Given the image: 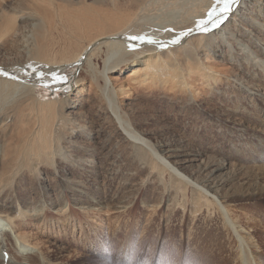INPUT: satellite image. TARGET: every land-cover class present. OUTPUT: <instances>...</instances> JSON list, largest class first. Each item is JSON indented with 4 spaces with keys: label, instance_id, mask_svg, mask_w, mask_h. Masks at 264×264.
Returning <instances> with one entry per match:
<instances>
[{
    "label": "rangeland",
    "instance_id": "1",
    "mask_svg": "<svg viewBox=\"0 0 264 264\" xmlns=\"http://www.w3.org/2000/svg\"><path fill=\"white\" fill-rule=\"evenodd\" d=\"M40 1L49 7L37 5ZM127 1L0 0V66L15 67L13 62L23 59L26 52L21 46L25 39L32 44L49 43L58 60L62 53L81 50L94 35L76 38L70 34L69 28L57 19L60 9H92L94 5V9L104 11L117 6L133 13L144 0ZM188 1L178 0L179 8L174 0L149 6L145 19L135 28L158 34L179 19L182 4ZM22 8L36 12L38 18L22 19ZM258 9L254 7V15L264 23V10ZM47 11L50 19L53 16L49 23L48 16H44ZM249 13L245 11L241 19ZM243 26L251 29L249 22ZM21 28L26 34L30 32V38L22 37ZM255 36L264 38V26L260 33L256 30ZM242 44L240 52L248 50L245 40ZM263 46L261 42L262 55L251 53L258 62L254 70V61L241 55L230 60L229 56L216 57L215 51L198 46L203 65L194 63L199 69L189 70L180 59L177 65L183 81L176 90L169 88L170 77L164 85L157 79L152 64L148 71L138 72L139 77L146 73L148 79L137 88L128 78L130 68L124 66L109 73L116 90L110 97L102 92L100 78L91 80L86 66L73 64L59 71L67 76L66 82H52L51 77L35 81L21 76L17 92L30 101L23 104L25 99L18 98L22 94L12 89L0 96V151L7 144L13 156H21L10 168L5 183L23 212L22 220L16 221L24 225L16 230L22 231L20 236L33 248H9L0 253V264H196L195 257L206 256L204 250L208 247L197 246L195 241L212 236L223 245L219 244L221 250L216 251L229 258L227 249H237L234 242L239 237L215 207L216 202L226 209L227 222L254 236L258 253L264 259ZM181 54L191 61L192 52ZM215 54L219 55L220 50ZM93 62L96 68H102V59L94 58ZM114 75H119L120 83L112 79ZM119 84L131 88L123 93ZM65 88L69 91L65 92ZM39 99L57 100L53 107L56 113L71 116L78 110L80 118L77 127L54 121L50 131L55 149L52 157L35 158L25 153L19 141L20 133L28 134L33 122L42 121L49 126V108ZM69 101L77 107L62 109L61 105ZM112 107H117L118 112ZM121 115L139 131L142 140L129 137ZM27 144L31 146V141ZM188 152L200 159L212 156L224 164L222 173L229 178L219 195L211 196L205 186L190 176L199 162H190L187 170L173 169L181 155ZM145 155L149 161L143 168L139 162ZM153 162L156 168L152 167ZM179 181L185 185L176 188L174 184ZM78 188L86 192V197L76 201ZM227 190L233 192L231 197H224ZM210 199L213 202H208ZM121 202L125 207L117 208ZM9 255L16 260H7ZM206 263L211 264L207 257Z\"/></svg>",
    "mask_w": 264,
    "mask_h": 264
},
{
    "label": "bare ground",
    "instance_id": "2",
    "mask_svg": "<svg viewBox=\"0 0 264 264\" xmlns=\"http://www.w3.org/2000/svg\"><path fill=\"white\" fill-rule=\"evenodd\" d=\"M164 1L168 2L173 0H144L139 5H137L138 10L133 13L129 11H123L121 8L119 10V7L117 6L111 7L110 9H106L104 11L102 9H96V8L94 9L93 8L94 5L92 6V9L86 8L87 6L86 7L83 6L85 9L84 8L60 9L58 13L55 12L57 14V19L62 20L63 25L69 28L70 34L76 35V38L83 36H93V35L94 36L91 39H89L87 44H85L81 50L73 53L70 52L67 54H65L66 52L62 53L59 60L54 56V52H52L51 50L52 45H50L49 43H44L43 41H39L32 44L31 41H29V39L23 40L24 43L22 44L21 47H23L22 49H24L26 52V54L23 56V59L17 63L13 62L14 64L13 66L15 67L0 66V68L6 70L5 73H0V77H1L0 96H4L5 94L7 95V93L11 91V89L16 93L17 88L20 87L18 83L22 82V81L19 82L18 80L19 78H21V76H24L26 78H31L33 80L35 79V81L36 80L39 81L41 79L38 78L37 72H43L45 73V78L43 80H50V76L47 75V73L50 70H57L59 72L63 69H66L69 65L71 66L73 64L77 66H86V72L89 73L91 80L96 81V79L100 78L103 83L100 86V88L102 92L106 95V97H110V95L116 92L115 88L111 84V77L109 73L116 70H122V68L125 67L130 68L129 69L130 73L128 75V78L132 82L131 85H133V88H137L138 86L136 85L145 84V82L148 79L146 73L144 74V76L139 77L138 72H141L143 70L148 71V69L150 68V64H152V69L155 72V74H158L156 76L157 79L160 80V82L163 83L164 85L165 83H167L168 77H170L168 84L169 88L176 90L183 81L182 77L180 78L179 76L180 71H179V66L177 65L180 59L183 63L186 64L187 69L189 70H193L194 68L199 69L200 66L199 67L194 66L193 65L194 63L203 65V62L201 61L202 59L201 57L203 53L200 54V52L197 51L199 49L198 46L204 47L206 50H212L215 52L217 50H220V54L217 55L214 52V56L216 57L229 56L230 60H234L241 55V57L246 58L247 60L254 61V56L251 54L252 52L257 54L258 56L262 55L263 52L262 50L259 49V44L261 42L264 43V38L263 37L256 38L255 32L256 30H259L260 33L262 31V27L264 26V23H262V20L261 21L259 20L258 15L257 16L254 15L255 13L254 7H258L259 8L258 10H264V0H237V3L232 5L231 12L222 18V22L220 19H213L211 23H208L206 25L210 29V31L208 32H203L195 29V24L196 21L198 20H207V13L213 7L215 0H190L186 2V5L182 4L183 9L182 12L180 10L181 15L179 16V19L171 24L165 23L167 24L165 26V29L159 31L158 34L157 32L153 33L152 31L149 32L143 29L141 30L135 28L139 22L142 23V21L145 19V18L143 19V16L146 17L145 11L149 10L148 9L149 6H153L155 4L157 7V4L162 5ZM174 1L176 2L175 5H177L178 0H174ZM37 5L44 8L49 7L48 6L49 4H47V2L45 1H40V4ZM176 8H179V6ZM245 11L250 12L252 15L250 16L249 13L248 15L244 16L241 19V16ZM19 13L22 19L26 18L33 20L34 18H38V14L36 12L27 10L25 8L20 9ZM49 13L50 11L45 12L44 15L45 18L46 15L48 16ZM55 13L52 14L54 15ZM52 18L50 19V16H48L47 22L49 21L48 19L52 20ZM247 22L250 23L251 29L249 26L242 27V24ZM214 24H218L219 26L213 27ZM188 29H193V31L187 32ZM245 30H248L250 32L249 35L245 34L246 33ZM1 32L3 31L1 30ZM185 32H187V34L182 35V33ZM19 33H22V37L30 38L31 36L30 32L26 34L25 31L22 30V28L20 29ZM141 35L145 37H149L154 41L168 42L167 46L165 48H160L156 44H148L142 41H130L127 39V37L141 36ZM172 40H178L179 42L177 44H172L171 43ZM244 40L247 42L245 46L247 47L248 50H245L244 52H240L241 49H243L240 47V45L241 46L243 45L242 42ZM130 44L135 46L132 48V50L129 49ZM227 47L234 49L229 50L227 49ZM184 52H192L193 56H190L191 61H187L186 58L181 57L182 56L181 53L184 54ZM94 58L102 59L103 65L101 69L96 68L94 66V62H93ZM134 61L136 63H133ZM256 63L258 62L254 61L252 70H254V67L257 65ZM112 79L117 83L121 82L119 75H114ZM131 85L129 86V88H131ZM21 87L24 86L21 85ZM119 88H122L119 90H121V92L123 93L129 89L128 87L126 88L122 87L121 84H119ZM13 91L12 93H14ZM17 93L18 95L22 94L19 92ZM24 97L25 95L22 94V96L18 98L20 99ZM29 101L25 99L22 101V103L28 104ZM34 101L35 100L31 98V102ZM39 102L49 108V116H48L49 126L46 125V122L35 121L32 123L33 124L32 130L28 131V134L26 133V131H24L22 134L20 133L21 136L19 141L23 143L22 145L24 146L22 145L21 146L22 149L25 151V153L27 152L29 153V155H34L35 158L39 156L52 157V155L55 153L54 152L55 149L54 148L52 149V143H51L52 134L50 131L52 125L54 124V121L57 120L61 123L68 122L69 125H74L77 127V121L80 118L78 115V110L73 111L71 113V116L66 115L63 112L56 113L53 110V107L54 104L57 102V100L39 99ZM34 104L37 105L38 103L34 102ZM76 107L77 104L70 101L65 103L64 105H61V108L64 110H68V109L71 110L72 108H76ZM112 110L114 112H118L117 107H112ZM121 119L126 122L125 130L129 134V137L134 139L135 141L142 140V138H140V135L138 134L139 131H136L135 128L131 126V124L127 121V118L121 115ZM20 123H22V121H20ZM61 123H59V125ZM122 139H124L127 144H130L128 140L125 138V136H122ZM29 140L31 141V146H28L27 144L29 143ZM66 142H76V141L67 140ZM256 144L262 146L261 142H256ZM65 147L68 149L67 144L65 145ZM131 147H134V145H132ZM44 148H46V150ZM8 149H9V145L6 144L5 146L4 145L2 146L0 151V253L2 254H4L6 250H9V248H12L15 251L17 247L23 250L33 248L31 247V245H29V243H27V241L23 240L22 237L20 236V233H22V231L19 233L16 230L19 226L24 225L22 221L20 222L16 221V219L19 218H21L22 220L23 212L20 211V209H18V207L16 206V200L12 198L8 190V184L5 182H7L6 179L8 174L10 173V168L16 165L17 160L20 159L21 156L19 157L13 156L12 152ZM161 152H163V150ZM188 154L189 152L186 154H182L181 159H179L175 163L177 168L174 167L173 169L185 170L190 166V162L192 161L199 162L197 168L194 171L190 172V176L193 177L194 180L201 183V185L205 186L206 188L205 191L208 190L207 192L212 193L211 196L215 197L214 195H219L221 190L225 188L226 186L225 183L229 178L228 176H226L227 173H222V170L224 169V164L212 156L206 157L204 159H200L197 156H193L191 154L188 155ZM43 160L45 159L43 158ZM147 160L148 159L146 155L143 158H141V161L139 162L140 167L144 168V165H147L148 163ZM155 164H156L155 162L152 163L153 168L154 167L156 168ZM146 167L150 168V165ZM257 169L259 170V168ZM181 176L183 177L182 174ZM184 185L185 183H182V181H179V183L174 184L176 188H181ZM75 191L77 192L78 195L75 198L76 201H79L84 196L86 197V192L84 190L78 188ZM199 192L198 193L195 192V195L197 197L201 196ZM232 193L233 192L230 193V191L227 190L224 193V197H231ZM89 198H90L89 200L92 201L93 195H91ZM208 202L211 203L213 201L210 199V201ZM219 203L216 202L217 205L215 206L214 204V206L219 210V212L222 214V217L225 219L226 223L230 227H232V229H234V232L239 237L238 240L234 242V245L237 244V249L235 250L227 249L230 255L228 256L229 258L227 257L224 258L223 256H221L220 253L216 251V249L221 250L219 248V244H221V242L218 243V241L215 240L216 236H212L210 238H199L195 241V245L198 246V244L200 245L205 244L207 245L208 249L207 251L204 250V254L206 255L204 256L203 254H199L198 252L199 248L197 247V252L199 255L195 257V263L207 264L206 263V257H207L208 259H210L211 264H264V259H262L263 256L258 253L259 246L257 242H255L254 236L246 233V231H243L242 228H241L242 230L240 229L238 230L239 227L234 226L233 222L232 223L227 222L226 209L224 208V206H220ZM124 207L125 205L122 202L120 205L117 206V208H124ZM7 224L10 229L6 227ZM242 232L245 233L246 235L243 236L241 234ZM222 246L223 245L221 244V247ZM224 252H226V250H224ZM9 259L16 260L11 255L8 256L7 260Z\"/></svg>",
    "mask_w": 264,
    "mask_h": 264
},
{
    "label": "snow or ice",
    "instance_id": "3",
    "mask_svg": "<svg viewBox=\"0 0 264 264\" xmlns=\"http://www.w3.org/2000/svg\"><path fill=\"white\" fill-rule=\"evenodd\" d=\"M237 0H215V3L213 7L209 10L207 13V20H198L196 21L195 24V29L203 31V32H208L210 29L206 26L208 23H211L213 19H220L222 22V18L225 17L228 13L231 12L232 10V5L236 4ZM219 10V11H217ZM218 24H214L213 27H218ZM193 29H188L187 32H191ZM187 32L182 33V35H186ZM128 40L130 41H142L148 44H156L160 48H165L167 46L168 42H160V41H154L149 37H145L143 35L141 36H131L127 37ZM179 41L178 40H172V44H177ZM135 47L134 45H129V49L132 50V48ZM47 67V66H45ZM5 69L0 68V73H5ZM48 76L51 77L52 82H66L67 81V76L60 74L57 70H50L47 73ZM37 76L39 79L43 80L45 78V73L43 72H37ZM65 92L69 91V89L65 88ZM105 253H107V249H105Z\"/></svg>",
    "mask_w": 264,
    "mask_h": 264
}]
</instances>
